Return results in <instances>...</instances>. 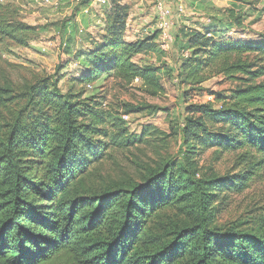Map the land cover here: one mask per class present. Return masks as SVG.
<instances>
[{"label":"trees","instance_id":"trees-1","mask_svg":"<svg viewBox=\"0 0 264 264\" xmlns=\"http://www.w3.org/2000/svg\"><path fill=\"white\" fill-rule=\"evenodd\" d=\"M109 1L100 39L75 78L79 91L63 93L56 78L17 88L0 63V264H264V220L259 236L217 224L228 195L245 191L264 168V38L221 35V27L242 28L238 8L261 0H228L223 25L180 29L173 80L186 98L213 99L187 103L176 155L154 150L150 164H135V177L98 170L109 146L154 148L169 135L150 125L130 134L83 86L107 76L125 85L137 80L151 97L163 94L159 67L136 61L161 52L159 35L127 40L128 7ZM35 30L15 7L0 4V45L26 47ZM214 77L230 89H204ZM140 112L126 106L124 114ZM211 149L236 153L244 169L204 173L199 159Z\"/></svg>","mask_w":264,"mask_h":264},{"label":"rangeland","instance_id":"rangeland-1","mask_svg":"<svg viewBox=\"0 0 264 264\" xmlns=\"http://www.w3.org/2000/svg\"><path fill=\"white\" fill-rule=\"evenodd\" d=\"M83 0H0L2 5H12L17 15L26 25L35 27L33 39L28 46L20 47L12 42L0 45L2 69L9 75L17 88L34 84L43 79H58V87L63 93L80 90L75 78L84 70L86 50L95 46L105 27V13L110 5L90 7L81 6ZM90 2H94L91 0ZM128 7L125 38L134 40L147 32L158 31L157 0H120ZM170 20L173 23L174 43L168 53L156 51L136 58L138 63L153 62L159 67V75L165 92L151 97L142 89L139 82L125 85L112 77H102L92 87L83 86L85 96H97L103 103V109L119 118L126 106L141 109L140 113L130 114L124 126L132 135H139L142 128L150 125L154 129L169 135L165 143L156 147L136 145L129 149L110 148L98 170L104 175H137L136 163L150 164L156 158L154 150L162 156H175L179 146V129L183 124V113L187 103L206 102L213 98L204 93L184 97L185 88L179 87L173 80L177 59L184 42L178 37L182 27L199 29L209 25L224 24V12L231 8L228 0H167ZM179 7L183 11L179 12ZM86 10V12H84ZM243 26L241 29L221 27V35L231 41L256 42L264 38V0L254 7H240ZM90 17L89 24H83L82 18ZM158 35L160 33L158 32ZM220 36V35H219ZM140 60V61H139ZM204 89L222 93L231 85L221 77H214L202 86ZM153 144V143H152ZM236 153L218 155L215 149L203 154L199 165L204 173L215 172L218 176L237 174L244 169L238 166ZM256 162V159L252 161ZM256 176L249 187L240 194L231 193L217 217L219 226H233L252 235H261L264 220V168H256Z\"/></svg>","mask_w":264,"mask_h":264},{"label":"built area","instance_id":"built-area-1","mask_svg":"<svg viewBox=\"0 0 264 264\" xmlns=\"http://www.w3.org/2000/svg\"><path fill=\"white\" fill-rule=\"evenodd\" d=\"M95 3H98L99 5H106L108 4L107 0H94ZM167 0H157L156 4V14H157V25L156 28L158 32L160 33L159 39H158V46L161 52L168 53L171 49L172 44L174 43V38L172 36V26L173 23L170 20V10L166 6ZM179 12H182V7H179ZM184 56H187V53L184 54ZM176 81V79H175ZM135 82H138L137 80ZM130 115L122 114L121 119L123 121H128Z\"/></svg>","mask_w":264,"mask_h":264},{"label":"crops","instance_id":"crops-1","mask_svg":"<svg viewBox=\"0 0 264 264\" xmlns=\"http://www.w3.org/2000/svg\"><path fill=\"white\" fill-rule=\"evenodd\" d=\"M93 6H95V2H90V7L88 8V10L87 11H89V10H91L90 8L91 7H93ZM92 11V10H91ZM84 12H86V10L84 11ZM90 17H87V16H85L84 18H82L81 20H83V24L86 26L87 24H89V19Z\"/></svg>","mask_w":264,"mask_h":264}]
</instances>
